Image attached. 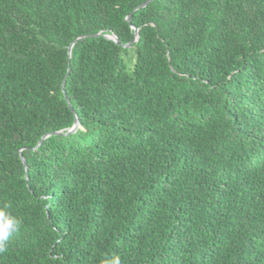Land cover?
<instances>
[{
  "label": "trees",
  "instance_id": "1",
  "mask_svg": "<svg viewBox=\"0 0 264 264\" xmlns=\"http://www.w3.org/2000/svg\"><path fill=\"white\" fill-rule=\"evenodd\" d=\"M146 1L0 0V264H264V0Z\"/></svg>",
  "mask_w": 264,
  "mask_h": 264
},
{
  "label": "clouds",
  "instance_id": "2",
  "mask_svg": "<svg viewBox=\"0 0 264 264\" xmlns=\"http://www.w3.org/2000/svg\"><path fill=\"white\" fill-rule=\"evenodd\" d=\"M10 208L9 203L0 206V255L7 251L8 242L20 231L23 223L20 217L12 214ZM112 264H119V260L114 259Z\"/></svg>",
  "mask_w": 264,
  "mask_h": 264
},
{
  "label": "water",
  "instance_id": "3",
  "mask_svg": "<svg viewBox=\"0 0 264 264\" xmlns=\"http://www.w3.org/2000/svg\"><path fill=\"white\" fill-rule=\"evenodd\" d=\"M150 1H151V0H148V1L144 2V3L141 4L138 8H142V7L146 6V5L148 4V2H150ZM127 19L130 20V16H128ZM135 34H136V38H135L133 41L138 40V38H139V30H138V28L135 29ZM96 35H99V34H96ZM84 37H85V36L82 35V36L78 37V39H81V38H84ZM106 37H107L108 39L113 40L115 43L121 45V42H120V40L118 39V37H117L116 35H114V34H110V35H106ZM78 39H77V40H78ZM77 40H75V41H77ZM133 41L130 42V43H127V44H122V45H123L124 47L128 48V47H130V46L132 45ZM73 43H74V42H73ZM73 43H72V45H73ZM72 45H71V47H70V49H69V56H71ZM64 86H65V81H64V84H63V89H64ZM70 107H71V109H73L71 105H70ZM78 128H79V121H78V118L76 117L75 122H74V125H73L70 129H68L65 133H63V132H61V131L51 132V133H48V134L44 135V136L42 137V140H43L44 138H46L47 136H49L50 134H57V135L65 134V135H68V134H71V133L75 132ZM21 158H22V160H23V163H24L25 169H27V166H26V163H25L24 157H23L22 155H21Z\"/></svg>",
  "mask_w": 264,
  "mask_h": 264
},
{
  "label": "rangeland",
  "instance_id": "4",
  "mask_svg": "<svg viewBox=\"0 0 264 264\" xmlns=\"http://www.w3.org/2000/svg\"><path fill=\"white\" fill-rule=\"evenodd\" d=\"M70 128H71V127H70ZM70 128H69V129H70Z\"/></svg>",
  "mask_w": 264,
  "mask_h": 264
}]
</instances>
